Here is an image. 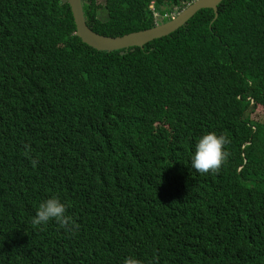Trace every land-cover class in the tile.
I'll return each instance as SVG.
<instances>
[{
	"label": "trees",
	"instance_id": "1",
	"mask_svg": "<svg viewBox=\"0 0 264 264\" xmlns=\"http://www.w3.org/2000/svg\"><path fill=\"white\" fill-rule=\"evenodd\" d=\"M192 0H83L120 37ZM144 48L97 51L70 5L0 0V264H258L264 252V0H224ZM123 52V54H122ZM228 113V117L224 115ZM223 135L225 163L191 168ZM58 197L74 225H33Z\"/></svg>",
	"mask_w": 264,
	"mask_h": 264
},
{
	"label": "clouds",
	"instance_id": "2",
	"mask_svg": "<svg viewBox=\"0 0 264 264\" xmlns=\"http://www.w3.org/2000/svg\"><path fill=\"white\" fill-rule=\"evenodd\" d=\"M18 1H20L22 4L23 15L36 12L37 10L41 8L42 2H43V0H18ZM64 1L70 5V3L67 0H64ZM81 1L83 5V0ZM151 6L154 7V2L150 5V9L154 11V13L156 14L155 17L157 19V24H158L159 19H162V20L164 19L160 18V15L159 13L156 12L155 7L153 10ZM70 8H71V5H70ZM104 10L106 9L104 8ZM83 11H84V8H83ZM72 13H73V10H72ZM178 13L179 11L176 10L175 12L167 14L166 16L171 17V19H173L174 17H176ZM106 15L103 17H106ZM84 16H85V13H84ZM224 115L226 116V118L228 117V113L225 111H224ZM225 143H226L225 137L223 135H217L215 132H209V133L202 135L196 141L195 146H194V151L190 157L191 168L199 173H207L209 170H213V171L216 170L219 167L221 162L225 163L226 149L222 151L223 145ZM10 164H11V160L7 156H4L2 161L0 162V165L2 166H8ZM49 221H54L60 227L65 228V229H68L74 225V222L72 221L71 217L66 215L65 204L62 203L61 200L56 196H51L47 199L40 201L38 206L36 207L34 216L32 217L33 225L42 226V225L47 224ZM123 264H141V261L137 259L135 256H128L124 258ZM258 264H264V252L261 253Z\"/></svg>",
	"mask_w": 264,
	"mask_h": 264
},
{
	"label": "water",
	"instance_id": "3",
	"mask_svg": "<svg viewBox=\"0 0 264 264\" xmlns=\"http://www.w3.org/2000/svg\"><path fill=\"white\" fill-rule=\"evenodd\" d=\"M73 10L76 24V35L91 48L97 51L113 52L123 51L130 48L144 46L156 39L169 36L185 26L199 11L212 9L215 13L213 21L219 17L218 6L224 0H193L186 8L179 12L176 17L165 22L159 19L158 24L153 28L133 32L120 37H108L94 32L88 25L84 16L81 0H67ZM123 54V52H122Z\"/></svg>",
	"mask_w": 264,
	"mask_h": 264
},
{
	"label": "rangeland",
	"instance_id": "4",
	"mask_svg": "<svg viewBox=\"0 0 264 264\" xmlns=\"http://www.w3.org/2000/svg\"><path fill=\"white\" fill-rule=\"evenodd\" d=\"M192 2H193V0L190 3H192ZM98 3L100 5H102V6H104L105 5V0H98ZM106 14H107V11L104 10V8L100 9V11H99V16L100 17H103ZM251 118L253 120L263 119L264 118V109L261 106L260 107L254 106L253 113L251 114Z\"/></svg>",
	"mask_w": 264,
	"mask_h": 264
},
{
	"label": "built area",
	"instance_id": "5",
	"mask_svg": "<svg viewBox=\"0 0 264 264\" xmlns=\"http://www.w3.org/2000/svg\"><path fill=\"white\" fill-rule=\"evenodd\" d=\"M151 8L154 10V7L153 6H151ZM156 15V14H155ZM172 16H173V14H172ZM167 17V16H166Z\"/></svg>",
	"mask_w": 264,
	"mask_h": 264
}]
</instances>
